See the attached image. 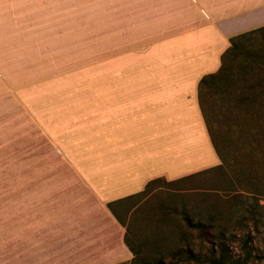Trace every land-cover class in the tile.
I'll use <instances>...</instances> for the list:
<instances>
[{"label":"rangeland","instance_id":"1","mask_svg":"<svg viewBox=\"0 0 264 264\" xmlns=\"http://www.w3.org/2000/svg\"><path fill=\"white\" fill-rule=\"evenodd\" d=\"M103 12L111 32L156 21L165 1L0 0V264H18L22 252L31 251L23 241H51L67 254L69 239L79 233L70 225L88 211V160H99V136L49 128L48 109L64 105L43 101L61 93L88 96L82 82L99 78ZM241 44L255 53L264 35ZM242 51L230 60L229 81L207 92L206 104L217 148L228 156L238 152L237 163L229 158L225 169H216L221 161L215 152L220 163L212 170L178 183L151 182L128 216L136 264H208L211 250L219 255L220 240L225 256L264 264V158L258 151L250 162L240 144L261 133L247 125L253 116L264 118V110L242 105L241 89L248 77L263 86L264 75L246 70ZM256 90L264 105V89ZM90 96L99 100V93ZM121 155L130 164L142 153Z\"/></svg>","mask_w":264,"mask_h":264},{"label":"crops","instance_id":"2","mask_svg":"<svg viewBox=\"0 0 264 264\" xmlns=\"http://www.w3.org/2000/svg\"><path fill=\"white\" fill-rule=\"evenodd\" d=\"M164 1L156 21L111 32L103 12L99 78L82 82L88 96L44 97V103L64 105L48 109L53 119L47 126L99 136V160H88V211L70 225L79 233L69 239V252L61 255L51 241H23L31 251H23L18 264H136L128 217L134 200L151 182L178 183L220 163L198 85L218 71L231 38L264 26V0ZM90 91L99 100L90 101ZM136 151L139 163L122 160V152Z\"/></svg>","mask_w":264,"mask_h":264},{"label":"trees","instance_id":"3","mask_svg":"<svg viewBox=\"0 0 264 264\" xmlns=\"http://www.w3.org/2000/svg\"><path fill=\"white\" fill-rule=\"evenodd\" d=\"M262 35H264V26L258 29L249 31V32L239 34L231 38L230 47L222 55L221 66L218 69V71L204 76L199 82V85H198L199 106H200L202 115L204 117V121L206 123V127L208 130L212 145L214 147L216 154L218 155L221 161V164L215 167L216 169H220V170L225 169V164L229 158H230V162L233 161L234 163H237V159H238L237 154L239 153L237 152L233 154V156H228L227 153H221L219 149L217 148L215 141H214V136H213L214 134L212 135L213 131L211 127L208 125V119H207V113H206L207 112L206 104H207V96H208L207 92L209 93L212 89L218 88L220 86H224V83H227V81H229L232 75V72L230 69V60L241 49H243L241 54L244 57V60L246 62V70L249 68L258 69V71H260L264 75V47L260 50L255 51L254 53L253 50H249V48L246 46H244L243 48L241 44V42L245 39H254L260 36L262 37ZM245 80L247 82H244L245 85H243L241 89V93L243 96V99L241 101L242 105L247 110H250V111L256 110L255 113H258V110H264V105H258L259 103L257 102V94H256L257 87H262L264 89V84L263 86H258L256 84H253V82H250L249 77L245 78ZM253 117H256V118H252L251 120L253 122H248L247 125L250 126L252 124V126L261 129V133H255L253 135L246 136L244 137L245 140L240 143L242 144L241 149H246L247 152L251 154L250 162L252 163L258 151L261 152V157L264 158V150H261L257 147V146L260 147V145L264 147V142H263L264 141V118H262L261 116H253ZM248 138L252 139V141L250 140L246 141ZM212 169H209V170H212ZM207 171L208 170L203 171L199 174H203L204 172H207ZM217 248H219L220 250L219 255L216 256L215 249L211 250V253L208 258V264H246L245 260H239L238 258H235L233 256H225V247H224L223 240L219 241V246H217ZM189 257L193 259V255L191 252L189 253Z\"/></svg>","mask_w":264,"mask_h":264}]
</instances>
